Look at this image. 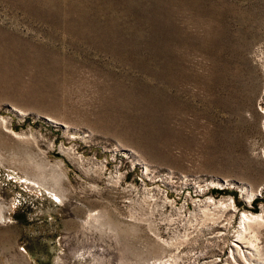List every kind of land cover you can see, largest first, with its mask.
Instances as JSON below:
<instances>
[{
	"label": "rangeland",
	"instance_id": "rangeland-1",
	"mask_svg": "<svg viewBox=\"0 0 264 264\" xmlns=\"http://www.w3.org/2000/svg\"><path fill=\"white\" fill-rule=\"evenodd\" d=\"M261 110L264 0H0V264L158 258L144 224L196 197L142 210L138 171L103 166L118 146L206 195L259 191L258 213ZM249 229L264 258V223Z\"/></svg>",
	"mask_w": 264,
	"mask_h": 264
},
{
	"label": "built area",
	"instance_id": "built-area-1",
	"mask_svg": "<svg viewBox=\"0 0 264 264\" xmlns=\"http://www.w3.org/2000/svg\"><path fill=\"white\" fill-rule=\"evenodd\" d=\"M118 148L106 150L107 154L102 159L103 166L106 167L109 162L116 163L114 177L120 180L128 177L133 171H138L139 185L143 189L154 191L147 196V204H142V210L154 214L160 208L164 210L172 207L174 199L170 198L169 194L176 192V189L190 190L196 197L192 203L191 200L189 204L181 202L177 216L163 214L162 218L144 224L148 235L163 248V253L158 258L145 264H253L252 250L246 243V239L252 236L248 233L246 223L241 220L243 216H264V208L260 205L257 206L258 213H254V198H262L259 191L249 198H246L247 190L244 186L240 187L241 190L235 188L238 198L232 195H206V191L215 185L213 182L186 178L169 170L160 171L159 168H153L136 158L131 151L123 150L119 146ZM262 155L264 159V152ZM158 185L162 188H158ZM158 201L162 207L156 208ZM237 201L242 203V208L238 206ZM191 211L196 216H190ZM210 214H216L218 217L220 232L215 228H208L206 221L203 223ZM201 242L202 247H199Z\"/></svg>",
	"mask_w": 264,
	"mask_h": 264
},
{
	"label": "bare ground",
	"instance_id": "bare-ground-1",
	"mask_svg": "<svg viewBox=\"0 0 264 264\" xmlns=\"http://www.w3.org/2000/svg\"><path fill=\"white\" fill-rule=\"evenodd\" d=\"M251 194H250L249 197L252 196ZM243 218H242L241 221L244 224L246 223L245 225H247L248 233H250V229L249 228H250V224L251 223H256V222H263L264 223V216H258V215H256V216H254L252 218L251 217H247V216H243ZM0 219H2V216L1 215H0ZM210 219L213 220V222L215 223V225H218L220 223L218 221V217L217 216L212 217ZM217 232H220V230L217 231ZM215 238H216V235H215ZM252 238H253V236H252ZM246 240H247L246 243L248 244V248H250L253 251V252L251 251V254H252L253 259H254L253 264H264V258L260 255L259 247L257 246V241H254V239H250V237H249V239H246Z\"/></svg>",
	"mask_w": 264,
	"mask_h": 264
},
{
	"label": "water",
	"instance_id": "water-1",
	"mask_svg": "<svg viewBox=\"0 0 264 264\" xmlns=\"http://www.w3.org/2000/svg\"><path fill=\"white\" fill-rule=\"evenodd\" d=\"M215 182H217L221 186H223L225 184V182L220 180V179H215Z\"/></svg>",
	"mask_w": 264,
	"mask_h": 264
}]
</instances>
